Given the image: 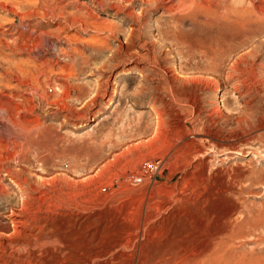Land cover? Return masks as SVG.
<instances>
[{"label":"rangeland","instance_id":"374dc122","mask_svg":"<svg viewBox=\"0 0 264 264\" xmlns=\"http://www.w3.org/2000/svg\"><path fill=\"white\" fill-rule=\"evenodd\" d=\"M101 1L0 0V188L9 192L7 198H0V214L6 213L7 200H19L17 189L5 172H17L31 189L38 186V176L50 181L47 185L56 186L55 189L63 182L91 187L99 195L110 197L98 210L99 215L91 209L92 202L85 190L73 186L72 198L67 200L57 191L55 196L51 194V202L57 206V214L68 215L63 216L70 221L66 235L89 237L94 232L93 224L82 225L88 216L89 222L105 223L107 226L100 230L105 246L115 237L112 235L121 234L129 226L136 229L135 223L132 222L136 227L127 217L126 221L123 219L128 204L143 200L146 209L148 197L186 174L180 170L171 172L163 165L166 152L160 141L163 137L159 136L169 137L170 126L177 123L179 115L183 119L186 116L187 129H198V124H191V108L170 95L164 74L156 66L159 63L178 71L183 61L169 41H159L158 22L164 21L161 14L166 13L159 8L136 20L134 16L142 6L138 1L123 12L108 4L118 0ZM236 4L246 14L254 7L264 9V0H236ZM188 20L182 22L185 31L190 29ZM130 26L137 32L130 51L138 57L114 54ZM253 39L248 37L232 44L234 47H224V57L230 62L243 55L258 76L264 77V36ZM152 41L156 45L148 48L151 55L147 58L142 45ZM250 45L257 49L248 54ZM222 70L225 72L226 67L222 66ZM218 88L215 93L212 89L203 92L204 101L211 100L225 111L236 113L242 100L233 82ZM254 105L260 114L263 104L257 99ZM156 113H161L163 120L158 136L154 130ZM222 121L225 123L221 122V127L225 125L226 131L235 127L232 116ZM221 135L234 143L237 152L223 154L221 149H212L207 154L213 171L212 192L220 190L212 194L210 201L212 228H224L219 263L264 264V134L245 144L234 133L229 134L231 137ZM188 138L194 140L191 134ZM194 176H198L197 172ZM138 177L141 181L135 182ZM190 178L192 181L194 177ZM222 182L227 187H222ZM79 192L85 193L84 199L80 200L83 195ZM189 193L190 189L184 191L185 195ZM62 199L70 204L68 208L60 205Z\"/></svg>","mask_w":264,"mask_h":264},{"label":"bare ground","instance_id":"6f19581e","mask_svg":"<svg viewBox=\"0 0 264 264\" xmlns=\"http://www.w3.org/2000/svg\"><path fill=\"white\" fill-rule=\"evenodd\" d=\"M125 1L126 4L124 0L108 4L116 6V11L123 12L125 8H129L135 1H138L142 6L139 14L134 16L136 20H140L149 11L162 9L166 15L161 14L164 21L158 22L159 41L163 44L169 41L171 46L177 48L176 53L180 58H183L178 71L172 66L166 68L159 63H156V66L159 65L164 74L170 95L191 108V120L190 116L188 119L192 121V125L198 124V129L194 127L187 129L186 116L183 119L179 113V117L176 118L177 123L170 126L172 133L168 134L169 137L164 134L159 136V138L163 137L160 141L162 140L161 144L166 152V154L163 153L166 155L162 159L163 165H166L171 172L180 170L186 174L181 180L179 178L174 183L166 185L167 187L161 192L158 190L157 193L150 194L151 196L146 200V209L143 208V200L135 201L137 204L134 205L126 204L128 207L125 205L123 219L127 217L129 223H135L137 227L133 223L132 225L136 229H132L129 226L131 224H125L124 226H129L128 229L123 231L121 227L123 232L112 235L115 237H111L110 242L103 246L100 230L102 231L107 225L103 223L102 226L99 220L89 222V216L85 222L82 221V225L93 224L94 226V232H91L89 237L74 233L65 234L68 222H70L66 219L68 215L55 212L57 206L51 202V194L54 193L55 196V193L60 191L65 199L72 198L74 190L72 191L73 185L70 182H63L65 186L60 184L58 189H55L56 186L47 185L50 181L44 179L43 176H38L37 181L35 180L38 186L31 189L27 186L26 179H20L17 172H5V176L17 189L19 200L15 202L7 200L6 213L0 214V264H220L219 252L224 245V228H212L210 210L212 194L220 190L214 183L215 189L219 191L212 192L213 171L210 170L212 164L210 165L207 154L214 149H221L223 154L237 152L234 143L223 138L221 135L223 133L228 135L234 133L235 138L243 144L258 138L259 134H264V77L258 76L254 66L246 62L243 55L229 62L224 57L227 54L224 52V47L238 43L239 40L248 39V37L252 40L255 37L264 36V9L260 6V8L251 7L249 14H246L242 7L236 4V0ZM121 3H124L123 8L120 7ZM108 4L106 2V5ZM129 17L131 18V14ZM187 19L191 24L189 23L190 29L185 31L186 29L182 28L184 25L182 22ZM135 35L137 36L136 29L130 26L128 32L125 33L124 41H121L113 53L122 52L125 55L137 56L135 51H130L133 48ZM140 36L138 35L137 38ZM155 43L153 41L143 43L142 46L147 51L145 57H150L151 53H148V48L155 47ZM255 48L252 46L246 50V53L254 52ZM222 66L226 67L225 72ZM180 73H185V75ZM230 81L233 82L234 89L242 100L241 108H237L236 113H229V109L227 110L229 106L225 111V108L222 109L219 104L209 102L211 100L204 101L203 92L212 89L215 93L219 86ZM257 99L263 104L260 114L257 113L254 105ZM161 116V113H156L154 130L157 136L163 124ZM229 116L234 119L235 127L226 131L223 129L225 125L222 127L221 125L225 123L222 120ZM188 134H191V137L199 143L189 139ZM153 149L156 150L157 147ZM195 172H197V177L194 176ZM190 177H194L192 181ZM140 181L141 178L138 177V182ZM73 187L81 191L85 190L84 192L88 194L86 197L89 196L92 202L91 209H96V215H99L98 210L107 203L109 196L99 195L96 189L84 185L79 184ZM198 188L202 189L200 190L202 193L198 192ZM186 189H190L187 195L184 194ZM7 192L5 187H1L0 198H7L6 195L9 193ZM37 193L42 195L36 196ZM84 194L80 200L85 198ZM60 205L68 208L70 204L62 199ZM64 214L65 217H63ZM150 222L152 223L149 225ZM147 225H149L148 228ZM145 227L147 229L144 230ZM70 230L73 231V229Z\"/></svg>","mask_w":264,"mask_h":264},{"label":"built area","instance_id":"2783aa9c","mask_svg":"<svg viewBox=\"0 0 264 264\" xmlns=\"http://www.w3.org/2000/svg\"><path fill=\"white\" fill-rule=\"evenodd\" d=\"M135 181L138 182V178H135Z\"/></svg>","mask_w":264,"mask_h":264}]
</instances>
